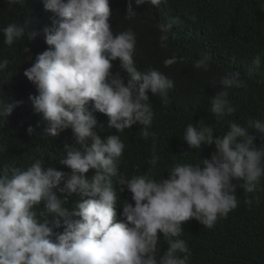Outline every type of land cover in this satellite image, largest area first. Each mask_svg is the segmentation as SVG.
<instances>
[{"label": "clouds", "instance_id": "9594fccd", "mask_svg": "<svg viewBox=\"0 0 264 264\" xmlns=\"http://www.w3.org/2000/svg\"><path fill=\"white\" fill-rule=\"evenodd\" d=\"M163 2L42 0L44 10L54 14L51 25L42 29L49 47L36 55L24 75L38 92L30 99L45 123L40 137L70 128L75 143L65 146L59 160L70 172L45 168L41 159L26 168L0 167V264H191L196 258L203 262L202 251L180 238L183 231L186 236L187 228L198 222L212 229L220 218H227L240 204L237 188L245 193V205H259V195L248 194L262 190L264 143H254L257 135L264 141L261 119L249 118L244 125L229 120L220 136H214V128L203 119L189 123L183 132L188 147L214 144L215 151L195 164H174L167 177L138 173L128 162L126 145L152 166L159 161L156 133L150 131L154 112L149 92L168 104L174 81L156 69H138L134 55L141 25L137 5L158 7ZM115 13L125 19L124 27L112 24ZM173 24L168 20L157 26L161 47H167ZM0 33L11 47L24 37L25 27L13 22ZM23 52L32 59L28 46ZM117 59L119 70L113 66ZM175 60L164 56L162 63L170 68ZM11 63L0 59V70ZM261 65L257 54L251 70ZM193 67L207 71L209 57L195 60ZM212 83L222 86L210 101V112L219 122L236 112L228 90L248 85L234 69ZM20 103L0 100V118L11 115ZM89 105L102 113L99 122ZM27 133L35 129L29 126ZM138 134L145 141L151 137L153 145L139 143ZM6 151L7 145L0 144V153ZM89 170L91 176L86 175ZM73 194L79 195L78 203L69 209L65 205ZM41 204L43 210L38 211ZM61 221L64 230L54 233Z\"/></svg>", "mask_w": 264, "mask_h": 264}, {"label": "trees", "instance_id": "16d2710c", "mask_svg": "<svg viewBox=\"0 0 264 264\" xmlns=\"http://www.w3.org/2000/svg\"><path fill=\"white\" fill-rule=\"evenodd\" d=\"M137 6L136 16H141V25L136 31L134 61L142 71L156 69L164 73L173 79L174 87L168 90V104L149 92L154 112L150 131L156 133L157 165L152 166L147 157L137 154L128 145L125 152L136 172L150 173L155 178L167 177L174 164H195L202 158H210L215 151L214 144L201 145L200 149L188 147L183 132L189 123L203 119L214 128V136H220L228 130L229 120L241 125L249 118L264 120V0H164L158 7L147 3ZM53 15L44 10L42 0L11 5L7 0H0V29L13 22L25 27L24 37L11 47L3 43L4 36L0 33V59L13 61L8 68L0 70V100L21 101L11 115L0 118V144L7 145V151L0 153V167L12 164L26 168L34 159H41L45 168L70 172L59 160L65 155V146L75 143L72 130L40 137L45 123L42 114L34 112L30 99L38 92L24 75L36 55L49 47L42 29L51 25ZM168 20L174 21L173 28L168 33L167 47H161L157 26ZM111 22L119 27L126 25L121 13H115ZM24 46L30 48L31 60L27 59L29 53L23 52ZM257 54L261 56L262 65L258 70H251V60ZM164 56L176 58L170 68L163 65ZM202 56L209 57L207 71L193 67V62ZM113 66L119 70V59L113 61ZM233 69L241 72L248 87L228 90L236 112L217 122L210 112V101L222 86L212 81H218ZM89 110L93 111L91 105ZM93 114L99 122L102 113L93 111ZM29 126L35 129L32 135L27 133ZM137 139L141 144L153 145L151 137L145 141L138 134ZM254 143L259 147L264 141L257 135ZM86 175L91 176L90 170ZM260 188L259 193L248 194L250 197L259 195V205L253 203L251 208L245 205V193L237 188L240 204L227 218H220L212 229L198 222L187 228L186 236L183 231L180 238L191 248L202 251L203 262L196 258L191 264H264V177ZM57 196L62 194L57 192ZM78 198L79 195L73 194L65 206L73 208ZM37 210L42 211L43 204ZM63 230L62 221L59 228H53L54 233Z\"/></svg>", "mask_w": 264, "mask_h": 264}]
</instances>
